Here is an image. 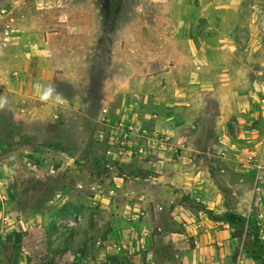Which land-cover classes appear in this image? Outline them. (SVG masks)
Instances as JSON below:
<instances>
[{
	"label": "rangeland",
	"instance_id": "1",
	"mask_svg": "<svg viewBox=\"0 0 264 264\" xmlns=\"http://www.w3.org/2000/svg\"><path fill=\"white\" fill-rule=\"evenodd\" d=\"M6 31L20 43L4 46ZM0 59H45L42 84L63 99L55 126L0 110V264H194L193 231L173 213H206L203 200L227 209L219 227L227 213L257 223L248 153L264 148V0H0ZM7 100L43 116L55 106ZM108 122L140 131L130 154L100 140ZM140 188L149 221L126 216ZM234 239L223 264H262Z\"/></svg>",
	"mask_w": 264,
	"mask_h": 264
},
{
	"label": "crops",
	"instance_id": "2",
	"mask_svg": "<svg viewBox=\"0 0 264 264\" xmlns=\"http://www.w3.org/2000/svg\"><path fill=\"white\" fill-rule=\"evenodd\" d=\"M8 31L5 32V43H3L4 46H16L20 43V37L18 35L12 36L7 35ZM3 41V40H2ZM24 62V67L17 66L12 67V60L11 59H0V95H3L5 97H12L15 98L18 97V100L21 97H25L27 94H33L35 95V90L33 85L36 82H39L42 84L43 78L41 73L44 71L42 70L43 61L45 59H22ZM228 85V84H226ZM227 87V86H226ZM228 88V87H227ZM224 100V99H223ZM227 110H231V104L226 103ZM55 105V103H54ZM59 106H54V108L51 110L49 109L48 113L45 114V116L42 115V106H32L27 107L24 105L17 106L15 108H12L11 106H6L4 110H2L3 114H6L8 117H10L11 121L17 124H23V125H35L37 123L43 124V118H51L46 119L49 126L50 124H56L57 118H58V111ZM226 110V109H225ZM54 116V117H53ZM49 120V121H48ZM261 138H264L262 136ZM264 149V148H263ZM260 153H256L255 151H251L248 153V156L251 158V160L256 161V165L261 169V184L258 188L260 194H259V214L256 216L257 224L259 227V230L261 232V239H264V150ZM254 155V156H252ZM252 156V157H251ZM57 163L53 162L52 166L53 170H55V165ZM141 163V162H140ZM52 170V172H54ZM150 175L149 173H147ZM150 177V176H149ZM149 178L145 179V181L149 182ZM120 181V179H117ZM112 192H117L118 187L116 185H112ZM109 191V193H110ZM139 191V190H138ZM140 191H144L141 195V202L137 204H133L128 208L126 211V216L128 218H132L134 220H144L149 221L153 216L156 215L157 211H153L151 206V199L149 197V188L142 189L140 188ZM137 192V191H135ZM262 194V195H261ZM104 201H113V198L110 196H106L103 194ZM204 204H208L207 206L209 211H212L214 215H223V212H227V209L224 206H214L211 204L210 201L203 200ZM133 210L136 213H133ZM187 210L183 208L182 206H178L173 215L176 216V219L181 221L182 223L186 224V221L189 222V224H186V227L193 231V235L195 238V241L197 243V248L195 250V258L193 260L194 264H223V257L227 256V254H231L234 251V248L236 246V239H234L233 234L231 233V225L225 223L223 224V227H219L216 221H212L209 219L208 215L202 211H198L197 214H186ZM250 216V215H249ZM248 215L246 216L243 214V217L250 219ZM185 218V221L183 220ZM131 232L128 230H121L119 232V237L122 240H127L128 243L130 242L129 238H131ZM124 244V243H122ZM130 244V243H129ZM131 244H133V241H131ZM234 254V253H233ZM246 260L243 261V259H239V264H244Z\"/></svg>",
	"mask_w": 264,
	"mask_h": 264
},
{
	"label": "built area",
	"instance_id": "3",
	"mask_svg": "<svg viewBox=\"0 0 264 264\" xmlns=\"http://www.w3.org/2000/svg\"><path fill=\"white\" fill-rule=\"evenodd\" d=\"M5 14V11H2ZM106 131H102L99 133L100 140L106 141L109 146L113 148H117V150L131 153L132 144V136L140 132L136 129L133 125H121V124H111L110 122L107 123ZM141 137L148 141L149 145L153 143L157 146L166 147L169 144L170 137L167 135H158L156 134L153 138H151L150 134L147 131L140 133ZM261 235V232H260Z\"/></svg>",
	"mask_w": 264,
	"mask_h": 264
},
{
	"label": "trees",
	"instance_id": "4",
	"mask_svg": "<svg viewBox=\"0 0 264 264\" xmlns=\"http://www.w3.org/2000/svg\"><path fill=\"white\" fill-rule=\"evenodd\" d=\"M55 126V125H54ZM209 219L215 221L217 217L212 211H207ZM225 221L227 224L233 225L238 229L233 233V237H244L246 252L251 254L253 259L264 264V245L259 238L260 232L257 223L251 219H247L243 216H238L233 213H227L225 215ZM259 235V236H258ZM234 258H237L238 251L235 250Z\"/></svg>",
	"mask_w": 264,
	"mask_h": 264
},
{
	"label": "clouds",
	"instance_id": "5",
	"mask_svg": "<svg viewBox=\"0 0 264 264\" xmlns=\"http://www.w3.org/2000/svg\"><path fill=\"white\" fill-rule=\"evenodd\" d=\"M35 95L41 103H62V95L52 84H41L36 82L34 85ZM8 105L7 97L0 95V110H4Z\"/></svg>",
	"mask_w": 264,
	"mask_h": 264
}]
</instances>
